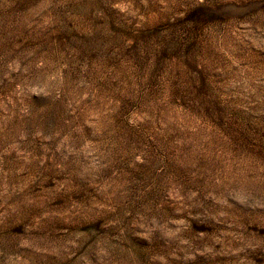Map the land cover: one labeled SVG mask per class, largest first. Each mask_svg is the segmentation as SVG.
Instances as JSON below:
<instances>
[{
	"label": "rangeland",
	"instance_id": "obj_1",
	"mask_svg": "<svg viewBox=\"0 0 264 264\" xmlns=\"http://www.w3.org/2000/svg\"><path fill=\"white\" fill-rule=\"evenodd\" d=\"M0 264H264V0H0Z\"/></svg>",
	"mask_w": 264,
	"mask_h": 264
}]
</instances>
